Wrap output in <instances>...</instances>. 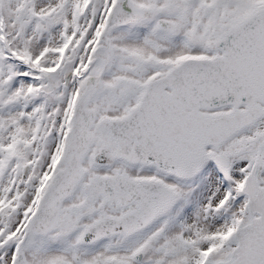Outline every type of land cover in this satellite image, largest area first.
Returning <instances> with one entry per match:
<instances>
[{
    "label": "snow or ice",
    "instance_id": "1",
    "mask_svg": "<svg viewBox=\"0 0 264 264\" xmlns=\"http://www.w3.org/2000/svg\"><path fill=\"white\" fill-rule=\"evenodd\" d=\"M0 264H264V0H0Z\"/></svg>",
    "mask_w": 264,
    "mask_h": 264
}]
</instances>
